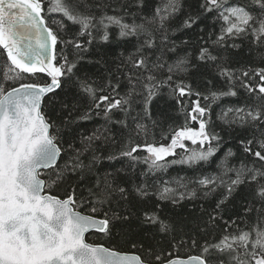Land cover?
<instances>
[{"label": "snow or ice", "instance_id": "6c2138e0", "mask_svg": "<svg viewBox=\"0 0 264 264\" xmlns=\"http://www.w3.org/2000/svg\"><path fill=\"white\" fill-rule=\"evenodd\" d=\"M134 6L137 12L109 0H0V49L8 61L0 69V264H264V66L234 67L230 55L248 41L264 65V0H201L181 25L193 29L211 18L212 31L199 27L194 57L180 54L170 37L184 0H156L150 12L145 0ZM45 14L59 16L61 30L66 21L77 31L62 39ZM97 42L114 45L119 61L103 82L78 75ZM128 45L127 55L116 51ZM104 55L87 62L106 65ZM193 72L201 78L196 85ZM164 89L185 116L184 124L162 131L167 143L156 140L163 121L152 115ZM240 90L244 102L217 115L227 129L251 132L239 143L253 159L237 166L232 149L222 152L211 112L213 103ZM56 104L64 113L60 125L45 111ZM97 117L104 123L91 134L72 127ZM117 127L127 133L119 141ZM115 143L118 152L105 155L104 146ZM117 161L126 166L115 167ZM176 164L193 175H168ZM242 186L251 187L253 201L245 202L244 218L225 219L226 204ZM61 187L63 196L54 194ZM218 191L205 229L219 232L208 239L200 229L203 243L187 232L177 236L162 215L168 205ZM93 237L99 242H89ZM162 238H170L168 248ZM181 249L199 254L181 256Z\"/></svg>", "mask_w": 264, "mask_h": 264}, {"label": "trees", "instance_id": "16d2710c", "mask_svg": "<svg viewBox=\"0 0 264 264\" xmlns=\"http://www.w3.org/2000/svg\"><path fill=\"white\" fill-rule=\"evenodd\" d=\"M110 3L116 5L117 3H127L131 6V11L137 12L138 10L135 8V0H109ZM156 3V0H145V12H150ZM201 0H184V11L176 16V18L172 21V28L175 29L174 33L170 32V37L172 40L176 42L177 45L180 47L177 49L180 54H184L185 51H190L195 56V47L197 37L200 35L199 27H205V32L212 31V21L211 18H203L202 23L199 27H195L193 29H182L181 25L183 24V20L186 18L187 14H196L199 11V4ZM45 20L49 27L53 28L55 31L59 32L62 39H70L77 31V27L71 25L68 22H64L65 27L63 30L60 28V17L56 15H48L45 14ZM187 40L189 43L187 45L181 44V41ZM238 43H240L238 41ZM115 48L114 45H103L100 43H94L89 46V50L87 53L84 54L85 59L81 61L78 65L79 72L78 75L84 76L87 74L90 78L96 80L97 82H103V77H106L108 72L107 70H111L115 72L116 63L119 61L114 62V55L113 49ZM59 50V48H58ZM125 51V55L128 54L129 51L132 50L131 45L126 46L123 49H116V51ZM67 55H69L70 59L75 58L72 52V49L69 48L66 50ZM101 54H105L104 58L107 61L105 64H95V63H88L89 60H98L100 59ZM230 55L233 57L234 61L238 62V64H234V67L238 66H245V67H261L264 66L260 63L261 54L256 51L248 41H244L242 46L239 50H232ZM8 63L6 58V53L3 49H0V69ZM195 63V60H193ZM119 75V73H117ZM201 80L199 74L197 72H193L191 75V82L196 85ZM31 82V81H25ZM39 82V81H37ZM219 85L221 82L219 80L216 81ZM203 88V84L200 83L199 85ZM124 89H121L123 92ZM76 92L73 89L71 92L68 93V98L73 99L74 93ZM247 94L240 90V94L237 97H224L219 101H216L212 104V112L211 118L213 121L214 130L219 132L224 137V144L222 148V152L227 149H232L233 152L236 154L233 163L237 166L241 163H251L252 157L246 156L243 151V147L239 143L242 139L251 138V132L247 129H240L236 128L234 130L227 129L218 119L217 115L221 112L222 109L227 108L229 106H239L244 102V97ZM65 93H60V96L57 99H64ZM185 103H190L189 101H185ZM203 103V101H202ZM80 111H84L87 107V101L84 100L78 105ZM46 115L56 122L57 125L61 124V120L63 119L64 113L60 112L59 105H50L48 109L45 110ZM152 115L153 118L162 120L163 125L162 129L157 128L155 129L156 133V140L158 142L167 143L166 140L161 139V133L163 131L164 134H167L169 131V125L173 127H178L185 123V116L181 111V106L176 103V100L170 98L167 89L162 91V94L157 97L156 100L153 101L152 104ZM116 118H121L119 114ZM104 121L101 117L94 118L92 121L83 122L79 124H74L72 127L78 133H83L85 135L91 134L95 129L100 128L103 125ZM191 126L196 127L198 125L192 124ZM113 131L117 133V140H121L123 136H126L127 133L124 132L123 134L120 133L119 128H113ZM258 135V134H257ZM65 139L68 138L67 134H65ZM151 142V138H149ZM191 146V145H189ZM104 153L107 155L108 153H116L119 150V143L109 144L104 146ZM180 151L179 149L177 150ZM222 154V153H220ZM218 154V155H220ZM175 159H179L180 157H174ZM172 159V158H170ZM105 166L107 167V162H105ZM121 166H126V162L124 161H117L115 162V167L119 168ZM207 167V166H206ZM208 171H211L209 168ZM168 175L170 176H184L193 175L191 169L188 168L187 165L176 164L172 165L168 169ZM54 194H58L63 196V187L60 189L54 190ZM220 199V192L211 194L208 197H203L202 195L198 196L195 200H186L182 203L181 206L173 208L171 205H168L164 208V212L162 215H166L171 218V220L175 223L177 232L176 235L179 236L182 232H187L191 235L196 236L198 239L204 236L203 232H200V229H205V222L208 220V214L212 213L216 202ZM253 192L251 187L242 186L238 189L234 194L233 197L228 201L225 206L224 217L227 219L228 217H239L244 218L243 213V206L246 201H253ZM259 207V204H256ZM255 218V213L253 212L251 216L247 217V219L251 220ZM239 222V220H238ZM243 227V224H241ZM151 230V229H150ZM209 235L207 236L208 239H211L212 236L217 235L219 229H214L210 225L205 229ZM163 242L161 244L162 248H168V240L170 238H162ZM89 242H99L93 237ZM200 243H203V239H200ZM186 254H199V249L192 250L190 253H186L184 249L180 250V255L184 256Z\"/></svg>", "mask_w": 264, "mask_h": 264}, {"label": "water", "instance_id": "95a60500", "mask_svg": "<svg viewBox=\"0 0 264 264\" xmlns=\"http://www.w3.org/2000/svg\"><path fill=\"white\" fill-rule=\"evenodd\" d=\"M4 52H5V50H4ZM6 53V52H5Z\"/></svg>", "mask_w": 264, "mask_h": 264}]
</instances>
